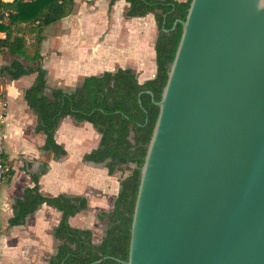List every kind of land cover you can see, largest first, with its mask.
<instances>
[{
    "label": "water",
    "instance_id": "obj_1",
    "mask_svg": "<svg viewBox=\"0 0 264 264\" xmlns=\"http://www.w3.org/2000/svg\"><path fill=\"white\" fill-rule=\"evenodd\" d=\"M176 23L118 261L264 264V0H190Z\"/></svg>",
    "mask_w": 264,
    "mask_h": 264
},
{
    "label": "crops",
    "instance_id": "obj_2",
    "mask_svg": "<svg viewBox=\"0 0 264 264\" xmlns=\"http://www.w3.org/2000/svg\"><path fill=\"white\" fill-rule=\"evenodd\" d=\"M127 7L125 0H73L68 15L43 27L38 53L46 70V91L52 87L71 90L85 76L118 68L131 69L138 83L155 75L153 15L126 18ZM27 45L28 42L24 54L18 56L0 48V67L12 59L29 64L34 45ZM34 76L31 73L13 80L0 76V98L7 101L2 132L9 171L0 187V264H47L55 253L57 240L52 230L60 212L51 205L42 203L22 224L8 225L14 201L21 198L25 188L33 186L31 174L42 171L37 178L42 195L67 194L87 199L86 209L67 222L74 228L89 229L91 240L97 243L103 226L96 213L111 210L119 188L117 174L124 169L108 175L103 163L84 161L83 155L97 147L100 135L90 123H77L68 116L60 120L53 133L55 143L65 154L55 158L51 151L43 149L45 136L35 131L36 116L23 99V91Z\"/></svg>",
    "mask_w": 264,
    "mask_h": 264
},
{
    "label": "trees",
    "instance_id": "obj_3",
    "mask_svg": "<svg viewBox=\"0 0 264 264\" xmlns=\"http://www.w3.org/2000/svg\"><path fill=\"white\" fill-rule=\"evenodd\" d=\"M125 1L128 3L124 14L126 18L141 17L147 13L153 15L157 30L153 46L155 75L138 83L131 69L118 68L113 72L85 76L71 90L52 87L46 91V70L41 66L38 53L41 32L43 27L68 15L73 0H0V32L4 33L0 47L7 48L12 56L22 55L26 47L24 35L33 36L34 54L30 63L23 64L12 59L0 67V76L6 75L13 80L22 75L35 74L31 85L23 91V99L36 116L35 131L45 136L43 149L51 151L55 158L65 154L63 148L55 143L53 133L60 120L68 116L77 123H90L100 135L97 147L83 155L84 161L103 163L108 175H113L120 166L135 165L129 174L119 180L111 210L96 213V219L104 225L97 243L91 240L89 229L74 228L67 222L69 217L86 209L87 199L67 194L42 195L37 184L42 171L31 174L33 186L25 188L21 198L14 201L8 225L22 224L25 217L42 203L59 211V222L52 230L57 240L55 253L48 258L47 264H122L118 260L127 258L139 167L158 111L154 102L160 98L180 36V24L172 26L175 20H184L190 0Z\"/></svg>",
    "mask_w": 264,
    "mask_h": 264
},
{
    "label": "built area",
    "instance_id": "obj_4",
    "mask_svg": "<svg viewBox=\"0 0 264 264\" xmlns=\"http://www.w3.org/2000/svg\"><path fill=\"white\" fill-rule=\"evenodd\" d=\"M7 111V101L5 98H0V187L4 180L7 178L8 166L4 156V144H3V124L5 121V115Z\"/></svg>",
    "mask_w": 264,
    "mask_h": 264
},
{
    "label": "rangeland",
    "instance_id": "obj_5",
    "mask_svg": "<svg viewBox=\"0 0 264 264\" xmlns=\"http://www.w3.org/2000/svg\"><path fill=\"white\" fill-rule=\"evenodd\" d=\"M4 22L6 23V20H4ZM156 27V26H155ZM156 34H157V30H156ZM3 36V35H2ZM25 37H27V41L28 42V45L27 47H30L31 45H33V41H32V38L33 36H28L27 34L24 35ZM4 37V36H3ZM3 37H0V39H2ZM0 48H5V47H0ZM7 49V48H6ZM5 52H8V49L5 51ZM4 56V55H3ZM2 76V75H1ZM102 226L104 228V225L102 223Z\"/></svg>",
    "mask_w": 264,
    "mask_h": 264
}]
</instances>
